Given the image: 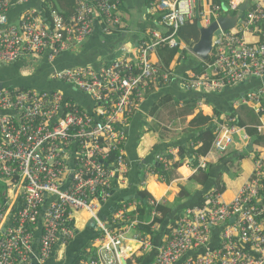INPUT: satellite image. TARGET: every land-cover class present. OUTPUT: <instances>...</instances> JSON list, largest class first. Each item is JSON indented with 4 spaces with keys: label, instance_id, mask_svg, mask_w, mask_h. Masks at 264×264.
I'll return each instance as SVG.
<instances>
[{
    "label": "built area",
    "instance_id": "obj_1",
    "mask_svg": "<svg viewBox=\"0 0 264 264\" xmlns=\"http://www.w3.org/2000/svg\"><path fill=\"white\" fill-rule=\"evenodd\" d=\"M30 1L35 0H0V64L24 59L34 66L44 59L51 67L49 80L81 92L88 104L58 88L0 89V178L7 180L6 189L0 191V264H31L39 223L37 264H44L53 252L56 258L57 248L76 234L73 213L82 210L95 218L97 245L81 264L138 263L111 225L128 220L140 201L118 205L108 221L96 213L126 181L130 166L125 145L131 118L152 86L157 81L168 83L172 76V71L152 60V54L160 46L180 48L178 31L195 12L207 26L221 7L210 0H154L148 8L161 12L159 22L167 33L152 30L149 40L142 39L130 50L132 56L123 48V56L99 67L59 68L55 60L82 43L94 24L100 23L103 33L116 29L120 0H76L68 16L48 1L45 9H24L12 23L10 9ZM239 4L231 0L228 7L235 11ZM263 20L264 0H256L234 28L213 36L210 60L203 61L198 72L180 76V86L218 93L258 79L260 85L234 104L251 107L261 119L264 29L254 42L247 41L246 34ZM211 121L215 152L225 153L235 137L249 142L236 113ZM256 127L264 131L263 124ZM176 153V149L156 153L154 161L166 171ZM149 170L154 172L155 167L151 164ZM223 192L211 189L202 205L187 207L162 238L150 264H264V153L251 159V171L231 199H225ZM134 237L141 248H152L149 235Z\"/></svg>",
    "mask_w": 264,
    "mask_h": 264
},
{
    "label": "crops",
    "instance_id": "obj_2",
    "mask_svg": "<svg viewBox=\"0 0 264 264\" xmlns=\"http://www.w3.org/2000/svg\"><path fill=\"white\" fill-rule=\"evenodd\" d=\"M42 1L43 0H35L30 1L26 5L14 6L8 13L9 20L12 23H16L20 14L28 7L45 9V5ZM152 1L154 0H120L117 11L119 24L116 29L112 30L110 34L103 33L100 29L101 24H94L93 32L86 37L82 43L75 45L73 51L65 52L59 56L55 60V65L59 68L78 65L99 67L114 58L123 56V48L128 50L126 52L128 56H132L130 50L142 39L149 40L150 31L157 30L161 31V33H167V29L163 28L159 22L161 12L159 10H149L148 8L149 3ZM230 1L227 5V10L229 12L226 10L224 11L225 14H219L215 19L220 15H226V13L235 15L239 12L240 4L237 9L233 11L228 7ZM237 1L242 3L244 0ZM210 2H213V0H210ZM254 2H256V0H247L246 10L243 13L244 15ZM74 5L75 2L72 9ZM230 11L235 13L232 14ZM202 24L204 25V22ZM261 29H263V27L257 24L252 32L246 34V40L250 42L257 41ZM180 43L182 44L181 49L185 52L179 51L169 67L171 69L169 71H172L174 79L170 80L168 83L157 81L142 99L139 109L129 122L127 127L125 155L129 161L130 167L128 175L126 176V181L119 186V192H116V194L127 195L145 191L151 197L149 200L153 202L174 203L180 192L179 186H185L193 193V196L197 198L209 188L213 187L216 178L221 177L226 184L223 197L229 200L237 193L242 183L248 177L251 171V159L260 153H264V147L251 145V148L247 150L248 152L242 158L247 159L249 164L246 167L241 166V159L239 161L238 178L232 180L227 175L229 171L225 167V161L219 162L221 157L220 153L210 149L205 156H198L197 159H194L193 156L189 154V149H196L201 144L200 141L191 140L192 135L188 133L189 123L198 112L212 118L217 116L216 112L219 111L221 114L217 117H221V115L229 114L232 108L240 122L251 125L252 123H249L242 114L244 109L249 106H236L234 102L239 97V90L241 92L243 89L249 90L254 85H259L261 81L258 79H251L241 84L240 87L234 86L225 88L218 93L184 90L179 84V77L187 75L188 73L198 72V70L195 69H197L202 59L191 51V46L194 43L190 47L182 41H180ZM152 60L163 69L168 70L161 64L160 57L157 55L156 51L152 54ZM38 62L39 63L33 66V72L26 77L21 76L19 72L23 67L30 66V61L21 59L12 63L0 64V82H2L5 87H34L39 89L58 88L83 102V104H88L86 96L81 92L75 91L62 83L50 81V76L48 75L51 67L44 59ZM21 63H23L22 67ZM251 111L254 116L258 118V123L264 125V115L260 119L252 108ZM146 114L150 115L149 118L151 122L146 121ZM142 131H145V142H139ZM192 144H194V147ZM250 144L251 143L247 140L243 141L237 137L234 145L230 148L243 151ZM165 149V153L171 149L177 150V156L172 161L177 167L171 165L163 175L156 170H154V172L150 171V165L152 164L154 166L155 163L154 155L159 152H164ZM145 159H147V161ZM202 164H204V166H202ZM201 169L206 170L208 173V182L206 181L207 183L205 184H202L199 176L200 171H202ZM232 181L237 182L233 183ZM227 186H232L234 188L233 194H231L230 188H227ZM228 193H230V196ZM139 201V204L143 203V201ZM123 202L124 201L117 202V207ZM186 203L188 202L181 201V205ZM138 207L139 206H137V209ZM137 209L134 206L130 211L135 213ZM98 213L99 211L96 215ZM113 213H109L103 220L108 221L113 216ZM73 218L77 234H82L89 239L86 243L89 245L87 247L84 246L82 249L83 258L85 257L86 260L81 258L78 263L81 264L82 262L88 261L90 256H87V253L89 254L90 250L97 245L95 240V236L97 235L96 221L93 214L86 210L73 213ZM147 222H150V219ZM137 223L136 215L130 214L128 220L121 221L116 225H111V227L114 229L113 232L115 234H120L123 237L126 250H130L137 257H147L148 260L146 264H150L156 252V248L153 247L154 237L149 236L152 240L151 252H148V254L141 252L143 248H141L140 243L134 241V235H138L139 237L143 236L140 235V232L137 230ZM156 229L158 228L156 227ZM162 232H164L163 229H160L157 234ZM163 237L164 234L161 237L160 243ZM156 239H159V237H156ZM214 239H219L218 231L214 232ZM137 244L140 245L138 249H136ZM66 246H62L64 247L63 257L61 259L54 258L56 262H63L65 259ZM149 249L150 248L146 250Z\"/></svg>",
    "mask_w": 264,
    "mask_h": 264
},
{
    "label": "trees",
    "instance_id": "obj_3",
    "mask_svg": "<svg viewBox=\"0 0 264 264\" xmlns=\"http://www.w3.org/2000/svg\"><path fill=\"white\" fill-rule=\"evenodd\" d=\"M48 1H51L55 8L59 9V11L62 14L65 15H71L72 14V6L76 0H43L42 3H47ZM230 0H213V4L219 5L221 7V11L219 14H225L224 8L227 9L228 2ZM227 12H229L227 10ZM231 12V11H230ZM234 14L235 12H231ZM259 26L263 27L264 29V20L258 23ZM112 27V25H110ZM199 37V30L196 25V18L194 17L191 21H188L185 23L184 26H182L179 31L177 38L179 41H182L184 44H186L188 47H190L193 43H195L198 40ZM185 52L181 48H168L166 46H160L156 49L157 55L160 57V62L163 65L164 68L171 70L170 64L175 58V55L177 53ZM210 60V57L207 59V61ZM203 62L198 64L197 69L200 70ZM255 86V85H254ZM28 88H34V87H26L23 89ZM245 90L244 92H246ZM241 91L239 90L238 95L240 96ZM195 101V100H194ZM191 101V102H194ZM234 110L231 108V112L229 114H234ZM221 113L219 111L216 112V115H220ZM264 114V112H263ZM258 116V115H257ZM257 123L246 125L239 120V125L241 127H244L245 133L248 136V140L251 144L255 145H263L264 146V131L258 130ZM195 126V127H194ZM214 124L211 121V118L208 116L202 115L201 112H198L194 115L193 119L189 123V129L188 133H191L192 135V141H200L201 144L196 149H189V154L193 156L194 159H197L198 156H205L207 152L211 149V144L213 142V139L215 138V132L213 128ZM199 133V134H198ZM166 149L164 150V152ZM247 149L243 151L235 150V149H228L225 153L221 154V157L219 159V162L225 161V167L229 171L230 175L235 177L238 175L239 170V161L244 157V155L247 153ZM111 159H109L110 161ZM173 166L177 167L176 164H172ZM155 170L157 172H160L162 175L165 173V171L162 169L161 166L154 163ZM199 176L201 178L202 184L207 183L208 181V173L206 170L201 169ZM207 181V182H206ZM180 192L179 195L174 203H157L153 202L151 203L149 198L150 195L145 191H139L138 193L143 197L145 200V203H140L138 206L137 211L130 212L129 215H136L137 217V230L140 232V235H149L150 237H154L157 235L158 231L160 229H163L164 232H162L164 235H167L171 232V230L174 228L176 221L178 218L182 215L183 211L187 207H193V206H200L203 204L206 194L211 189H216L220 192L224 191L225 185L222 182L221 177H218L215 179V182L213 183V187L209 188L207 191H205L203 194L199 195L197 198L193 196V193L189 191L185 186H179ZM181 201L188 202L181 210H178L172 218H169L168 216L172 214V211L175 210L178 206L181 205ZM126 202V201H124ZM120 206V205H119ZM150 219V222H147ZM156 227L158 229H156ZM82 257H78L74 264H78L80 259ZM85 259V257L83 258ZM138 264H145L148 260L145 256L137 257Z\"/></svg>",
    "mask_w": 264,
    "mask_h": 264
},
{
    "label": "water",
    "instance_id": "obj_4",
    "mask_svg": "<svg viewBox=\"0 0 264 264\" xmlns=\"http://www.w3.org/2000/svg\"><path fill=\"white\" fill-rule=\"evenodd\" d=\"M246 2L247 0H244L242 3H240L239 6V12L235 15H231L230 13H226V15H220L218 16L214 21H212L208 26H204L199 19V13L198 11L195 12V18H196V25L199 30V37L198 40L191 46V51L196 54L202 61H205L208 59L211 50H212V39L213 36H216L221 33V31H225L231 28H234L238 22L243 18V13L246 10ZM227 9L224 8V11ZM174 79L173 76L170 77V80ZM255 79V78H252ZM241 85V84H240ZM240 85H238L240 87ZM5 88L3 86L2 82H0V89ZM245 89L242 90L240 95L244 93ZM251 148V144L246 147L247 150ZM147 161V159H145ZM117 174H115L116 176ZM130 199H138L143 201L145 203V200L143 197L138 193H130L127 195H118L116 192L109 198V200L103 204L102 208L99 210V213L97 214L98 218L103 220L109 213H113L117 207V202L120 201H128ZM185 205L178 206L175 210L172 211V214L169 215V218H172V216L178 211L181 210ZM43 215V211L40 214ZM233 221V218L231 219ZM42 232V226L39 223L37 226V229L35 231V237L32 244V254H31V264H37L36 256L38 255V246H39V236ZM163 233L157 234L154 236L153 239V247L157 248L160 245V240ZM156 237H159V239H156ZM88 238L85 237L82 234H76L74 238L68 243L65 249V259L63 262H56L54 260V252L52 253V256L44 263V264H73L75 260L78 257L83 256V247L88 242ZM59 243L54 247V250L58 247ZM253 255L256 258H260V256L254 252ZM146 264V263H145Z\"/></svg>",
    "mask_w": 264,
    "mask_h": 264
},
{
    "label": "rangeland",
    "instance_id": "obj_5",
    "mask_svg": "<svg viewBox=\"0 0 264 264\" xmlns=\"http://www.w3.org/2000/svg\"><path fill=\"white\" fill-rule=\"evenodd\" d=\"M22 66H23V63H21V67ZM32 72H33V66L30 65L28 67L25 66L22 69H20V72L19 73H20L21 76L26 77V76H29ZM242 114L246 117V119L248 120L249 123H252V124L257 123V119L254 116L253 112L251 111V108L250 107L245 108L244 109V112ZM149 116H150L149 114H146L145 115V119H146V121L151 122ZM144 132L145 131H142L141 137L139 138V142H145ZM235 139H237V137H235ZM248 164H249V161L247 159H242L241 160V166L246 167ZM227 175L232 180H235V178H238V176H236V177L231 176L230 173H228ZM222 182H223V184L226 187V184L223 181V179H222ZM232 182L233 183H236L237 181H232ZM6 186H7V180L0 178V191H4L6 189ZM227 188H230L229 190H230L231 194H233L234 188L232 186H230V187L227 186ZM228 195L230 196V193H228ZM88 245L89 244H86L85 246L87 247ZM63 249H64V247H62V246H59L58 247V249L56 251V259H61L63 257ZM151 250H152L151 248L149 250L142 249L141 252H143L144 254H148V252H151ZM84 260H86V258ZM129 264H138V263L131 262Z\"/></svg>",
    "mask_w": 264,
    "mask_h": 264
},
{
    "label": "clouds",
    "instance_id": "obj_6",
    "mask_svg": "<svg viewBox=\"0 0 264 264\" xmlns=\"http://www.w3.org/2000/svg\"><path fill=\"white\" fill-rule=\"evenodd\" d=\"M180 48H181V47H180ZM208 58H209V57H208ZM205 61H206V60H205ZM202 62H203V61H202ZM169 81H170V80H169ZM260 83H261V82H260ZM259 85H260V84H259ZM256 86H258V85H256ZM256 86H253V87H256ZM235 87H236V86H235ZM253 87H252V88H253ZM252 88H251V89H252ZM245 93H246V92H244L243 94H245ZM243 94H242V95H243ZM242 95H240L239 97H241ZM239 97H238V98H239ZM258 117H259V116H258ZM251 145H255V144H251ZM130 200H132V199H130ZM137 200H138V199H137Z\"/></svg>",
    "mask_w": 264,
    "mask_h": 264
},
{
    "label": "bare ground",
    "instance_id": "obj_7",
    "mask_svg": "<svg viewBox=\"0 0 264 264\" xmlns=\"http://www.w3.org/2000/svg\"><path fill=\"white\" fill-rule=\"evenodd\" d=\"M134 244H135V243H134ZM137 245H138V246H137V248H136V249H138V247L140 246L139 244H137ZM125 251H128V250H126V249H125Z\"/></svg>",
    "mask_w": 264,
    "mask_h": 264
}]
</instances>
